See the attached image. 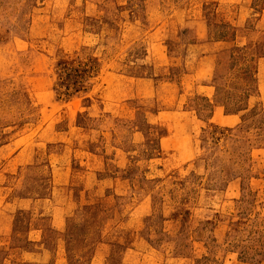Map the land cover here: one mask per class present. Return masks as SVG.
Segmentation results:
<instances>
[{
    "label": "rangeland",
    "instance_id": "rangeland-1",
    "mask_svg": "<svg viewBox=\"0 0 264 264\" xmlns=\"http://www.w3.org/2000/svg\"><path fill=\"white\" fill-rule=\"evenodd\" d=\"M0 264H264V0H0Z\"/></svg>",
    "mask_w": 264,
    "mask_h": 264
},
{
    "label": "trees",
    "instance_id": "trees-1",
    "mask_svg": "<svg viewBox=\"0 0 264 264\" xmlns=\"http://www.w3.org/2000/svg\"><path fill=\"white\" fill-rule=\"evenodd\" d=\"M65 69V77L61 83L64 86L66 92L73 89L72 93H78L82 88V85L87 81L86 78L88 73H93L95 71V65L93 61H88L87 63H82L80 61H72L69 64L63 65Z\"/></svg>",
    "mask_w": 264,
    "mask_h": 264
}]
</instances>
